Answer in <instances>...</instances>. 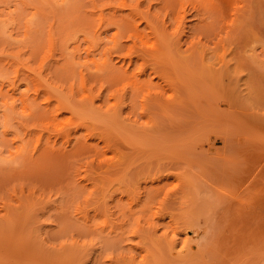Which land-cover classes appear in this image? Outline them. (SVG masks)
Masks as SVG:
<instances>
[{"label":"rangeland","instance_id":"1","mask_svg":"<svg viewBox=\"0 0 264 264\" xmlns=\"http://www.w3.org/2000/svg\"><path fill=\"white\" fill-rule=\"evenodd\" d=\"M0 264H264V0H0Z\"/></svg>","mask_w":264,"mask_h":264},{"label":"bare ground","instance_id":"2","mask_svg":"<svg viewBox=\"0 0 264 264\" xmlns=\"http://www.w3.org/2000/svg\"><path fill=\"white\" fill-rule=\"evenodd\" d=\"M189 237H190V235H189L188 230L183 231L181 233V236H180V240L179 241H175L174 239H173V241H171L172 248H175V247H177L179 245L180 252L183 251V250H185V249H187V248H191L192 245L188 242V241H190Z\"/></svg>","mask_w":264,"mask_h":264}]
</instances>
